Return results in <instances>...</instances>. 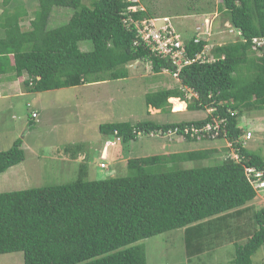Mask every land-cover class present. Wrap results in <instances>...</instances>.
Here are the masks:
<instances>
[{
    "label": "trees",
    "instance_id": "obj_1",
    "mask_svg": "<svg viewBox=\"0 0 264 264\" xmlns=\"http://www.w3.org/2000/svg\"><path fill=\"white\" fill-rule=\"evenodd\" d=\"M11 1L2 0L0 14V82L9 75L24 77L30 91L75 87L126 78L128 66L141 60L154 73L176 71L136 27V21L160 17L146 7L154 0H38V8L28 12H11ZM54 7L73 12L65 24L50 28ZM218 11L229 21L226 31L238 37L212 47L210 37L201 36L199 42L196 33L183 37L189 58L207 54L210 60L185 65L177 86L145 95L147 107L162 112L171 111L170 98L175 97L186 101L188 110L211 109L210 114L173 123L108 122L100 124V131L105 142L110 138L128 144L140 134L179 128L182 136L187 126L224 119L226 134L217 138L227 139L238 159L179 165L205 160L214 149L129 157L131 173L126 176L0 192V254L22 251L24 264H148L139 241L182 227L189 258L233 242L232 262L252 264L253 254L264 246V206L253 204L259 190L246 168L264 170V157L242 142L245 129L239 117L245 109H264V0H222ZM29 13L33 17L25 26ZM82 41L92 46L82 49ZM21 145L19 139L0 152V174L23 161ZM249 211L251 228L243 229L241 220ZM244 234L245 243L237 244Z\"/></svg>",
    "mask_w": 264,
    "mask_h": 264
},
{
    "label": "rangeland",
    "instance_id": "obj_2",
    "mask_svg": "<svg viewBox=\"0 0 264 264\" xmlns=\"http://www.w3.org/2000/svg\"><path fill=\"white\" fill-rule=\"evenodd\" d=\"M221 1L154 0L146 7H149L155 16H160L156 20L157 25H162L167 20L163 16L168 15L182 37H190L198 32L200 37L202 34L207 39L210 37L212 47L227 42L229 37H238L237 32L230 35L226 31L230 24L220 17L218 5ZM17 2L18 0L11 2L15 11L24 8ZM26 3L25 7L29 4L30 11L38 8V0H26ZM34 4H37V7H33ZM72 12L69 7H54L49 27L65 24ZM29 22V18H26L24 25L29 26ZM209 28L213 30L210 36L207 35ZM80 44L82 49L92 46L90 41H82ZM139 62L138 66L135 65L136 62L128 66L130 73L126 78L48 91H30L21 83V90L2 91L0 152L9 150L20 139L24 159L0 174V192L65 184L79 179L126 176L131 173L127 166L129 157L163 154L167 152L165 144H170V150L174 152L200 148L215 150L209 158L179 163L181 167L218 164L227 157L233 158L234 154L238 156L232 145L225 147L228 143L225 138H205L196 142L186 140L180 135L156 134H140L128 144L115 143L114 147L109 148L112 154L106 153L103 147L105 137L100 131L102 123H135L144 119L179 122L197 118L203 113L163 112L158 116L148 114L146 93L177 86L180 80L173 77L170 71L154 75L149 62ZM165 81L167 83L162 86ZM22 92H25L24 95H21ZM171 110H174V105ZM239 124L253 132L249 139L241 136L245 146L264 157V109L243 110ZM189 142H193V145ZM105 154L107 158L103 159ZM102 162L106 163V168L100 167ZM259 195L253 201L255 208L264 206V190H261ZM241 221L243 229H250L253 221L251 211L247 212ZM184 235V228L180 227L140 240L139 243L143 244L146 250L147 263L234 264L232 260L236 253L235 243H225L209 252L189 258ZM244 235L237 244L245 243L247 236ZM0 264H24V254L22 251L0 254ZM252 264H264V246L253 254Z\"/></svg>",
    "mask_w": 264,
    "mask_h": 264
},
{
    "label": "built area",
    "instance_id": "obj_3",
    "mask_svg": "<svg viewBox=\"0 0 264 264\" xmlns=\"http://www.w3.org/2000/svg\"><path fill=\"white\" fill-rule=\"evenodd\" d=\"M134 10L136 8H133ZM167 20L162 23V25H157V18L150 19V20H143L142 22H135L136 27L138 28L141 37L151 45L152 51L156 52L157 54L167 57L172 61V64L176 66V71L172 73L173 77L179 79V73L181 69L196 60L201 59L202 61L210 60L211 57H207L203 54H198L195 58H189L187 56V50L185 48V41L180 33L176 31L174 28L173 23H171L170 18L166 17ZM165 25V26H164ZM155 31V33H153ZM207 35L212 34V30H208ZM196 42H199L200 36L198 32L196 33ZM204 36V34H202ZM257 41V40H255ZM165 72L169 71L168 69L164 70ZM171 72V71H170ZM197 96V94L193 93ZM36 113H34V116ZM222 122L224 119H214L213 122H209L203 126H187L183 133L181 134L183 137L189 136L196 140H203L205 138H217L221 133L226 134V130L222 127ZM179 128L175 130H170L166 132H160L157 135H179ZM251 131L245 132L242 137L244 139H249L252 136ZM115 146V141L108 139L104 145V151L107 153L110 147ZM236 151V150H235ZM238 155V154H237ZM106 154L103 159H106ZM234 159H238V156L234 154ZM102 168H106V163L100 164ZM246 172L248 177L251 180L252 185L255 189L264 190V170H259L255 167H247Z\"/></svg>",
    "mask_w": 264,
    "mask_h": 264
},
{
    "label": "crops",
    "instance_id": "obj_4",
    "mask_svg": "<svg viewBox=\"0 0 264 264\" xmlns=\"http://www.w3.org/2000/svg\"><path fill=\"white\" fill-rule=\"evenodd\" d=\"M12 2V1H11ZM11 2L9 3V5H7L8 6V8L10 9V11L12 12V11H15L14 10V5L12 4L11 5ZM18 2L25 8V10L28 12V11H30L29 10V4H28V6L27 7H25L26 6V0H18ZM17 2V3H18ZM23 8V9H24ZM19 10H21V9H19ZM2 11H3V6H2V0H0V14L2 13ZM217 13V12H216ZM165 16H168V15H165ZM32 15L29 13V15L26 17V18H29V20H31L32 19ZM26 18H24L23 20L24 21H22V24L24 25V23L26 22ZM28 20V19H27ZM226 23H228V21H226ZM4 32H3V29L2 28H0V34L2 35ZM140 62L139 61H136V64L135 65H137L138 66V64H139ZM134 65V66H135ZM133 66V67H134ZM154 73V72H153ZM163 73V72H162ZM155 74H158V73H154V75ZM160 74V73H159ZM21 78H24V77H17V78H13V79H10V77H9V75H6L5 77H4V79L0 82V90L1 91H10V90H13V89H17V90H21V83H22V80H21ZM167 83V81H165V83H162V86H164L165 84ZM161 85V84H160ZM166 88H169V87H166ZM24 93L25 92H22L21 93V95H24ZM192 95H193V93H192ZM191 96V95H190ZM174 99H177V98H175V97H172L171 99H170V102L172 103V107H173V105H174V102L172 101V100H174ZM179 99V98H178ZM181 100V99H180ZM183 103H185V108L184 109H182V110H175V107H174V110H171L170 112H172V113H175V112H196V111H202L203 113H202V115L201 116H199V117H193L192 119H187V120H181V121H193V120H199V119H202V118H204V117H206L208 114H210V112H211V109H207V110H188L187 109V102L186 101H183V100H181ZM175 106V105H174ZM172 109V108H171ZM151 114V115H156V116H158L159 114H161V113H163L160 109H156V108H153V107H148V114ZM254 119V118H253ZM150 120H152V119H150ZM153 121H155V120H153ZM170 122V121H169ZM174 122H178V121H174ZM180 122V121H179ZM171 123H173V122H171ZM242 127V126H241ZM247 131H251L250 129H248V128H246L245 129V132H247ZM252 132V131H251ZM252 134H253V132H252ZM110 140H113V139H110ZM196 142H198V141H196ZM193 142H189V144L190 145H193L192 144ZM189 145V146H190ZM229 145H231V143H227L226 144V146L225 147H228ZM165 147H166V149H167V152H164L163 154H169V153H172V152H174V151H171L170 150V144H165L164 145ZM222 146H223V144H222ZM104 147V146H103ZM112 149V148H111ZM192 149H189V151H191ZM196 150H203V149H196ZM234 150V149H233ZM112 150H108V152H109V154H112V152H111ZM176 152V151H175ZM230 153V152H229ZM233 153V152H232Z\"/></svg>",
    "mask_w": 264,
    "mask_h": 264
},
{
    "label": "bare ground",
    "instance_id": "obj_5",
    "mask_svg": "<svg viewBox=\"0 0 264 264\" xmlns=\"http://www.w3.org/2000/svg\"><path fill=\"white\" fill-rule=\"evenodd\" d=\"M174 102L175 110H182L185 108V103H183L180 99H174L172 100Z\"/></svg>",
    "mask_w": 264,
    "mask_h": 264
},
{
    "label": "clouds",
    "instance_id": "obj_6",
    "mask_svg": "<svg viewBox=\"0 0 264 264\" xmlns=\"http://www.w3.org/2000/svg\"><path fill=\"white\" fill-rule=\"evenodd\" d=\"M260 196V195H259Z\"/></svg>",
    "mask_w": 264,
    "mask_h": 264
}]
</instances>
